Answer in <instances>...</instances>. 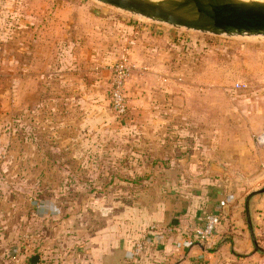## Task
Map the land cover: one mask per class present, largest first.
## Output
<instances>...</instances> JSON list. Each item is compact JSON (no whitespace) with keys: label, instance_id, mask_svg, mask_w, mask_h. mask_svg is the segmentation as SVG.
Wrapping results in <instances>:
<instances>
[{"label":"crops","instance_id":"0c3cea01","mask_svg":"<svg viewBox=\"0 0 264 264\" xmlns=\"http://www.w3.org/2000/svg\"><path fill=\"white\" fill-rule=\"evenodd\" d=\"M67 1L54 7L42 6L44 2L19 13L17 57H0L16 64L15 85L3 95L15 92L17 113L32 117L33 131H43L46 138L57 126L78 136L91 121L103 130L110 67L126 56L136 69L127 85L130 120L124 123L132 128L133 143L143 149L133 154L138 162L133 170L162 177L150 184L162 195L155 203L134 204L132 224L124 233L114 220L110 226L90 227L70 217L41 227L42 220H55L58 211L39 201L34 250L16 251L14 264L31 263L34 256L51 264H264L246 210L247 197L264 186V146L256 141L264 131V86L227 89L217 69L187 86L186 59L179 54L182 30L144 21L130 25L104 7ZM100 91H105L102 99ZM195 94L220 98L201 106L195 111L198 118L190 120ZM149 97L151 102H144ZM110 123L113 130L120 127V122ZM209 214L222 215L214 237L206 244L188 239L184 228ZM250 217L260 242L264 194L251 199ZM153 225L169 227L174 234L155 236L137 262L135 243Z\"/></svg>","mask_w":264,"mask_h":264},{"label":"rangeland","instance_id":"374dc122","mask_svg":"<svg viewBox=\"0 0 264 264\" xmlns=\"http://www.w3.org/2000/svg\"><path fill=\"white\" fill-rule=\"evenodd\" d=\"M82 1L104 7L121 19H127L130 25L134 21L154 23L94 0ZM44 2L42 6L54 7L70 1L0 0V57L16 59L17 40L22 31L18 24L19 13ZM179 33L184 36L179 54L186 59L187 86H192L190 81L196 78H209L212 69L218 70V78L227 89L232 85L235 88L238 83L254 90L264 86V37L214 36L186 29ZM15 74V62L3 63L0 58V264H14L16 251L19 253L28 247L34 250V227L39 229L36 221L39 201L50 202L58 211L55 220H42L41 227L48 228L72 217L83 220L90 227L96 223L110 226L114 220L122 233L127 232L128 224H132V206L139 200L157 202L162 194L160 190L150 189V184L157 183L162 177L133 170L138 167V162L132 159L133 154L143 149L133 143L132 128L124 123L130 117L119 118L111 108V80L106 83V86L109 84V104L104 105L102 112L103 130L97 129L95 121H91L86 132L79 130V137L75 132L70 136L68 129L57 126L46 138L43 131H33L32 117L25 114L22 118V113H17L16 93L11 91L3 95L15 85V79H12ZM104 92L100 91V99ZM207 95L204 98L198 94L192 96L190 107L194 111H190L192 115L187 116L188 119H197L196 110L210 104V100L220 98ZM243 98L250 101L252 97ZM256 98L259 97L252 99ZM150 99H144V102H151ZM111 121L120 122V127L113 130ZM256 241L260 246L259 238L256 237ZM24 264L29 263L25 261Z\"/></svg>","mask_w":264,"mask_h":264},{"label":"water","instance_id":"95a60500","mask_svg":"<svg viewBox=\"0 0 264 264\" xmlns=\"http://www.w3.org/2000/svg\"><path fill=\"white\" fill-rule=\"evenodd\" d=\"M114 9L167 25L176 29L227 37H264V2L246 0H94ZM264 194V188L251 193L246 200L248 224L256 250L250 217V201ZM39 256L31 259L38 264Z\"/></svg>","mask_w":264,"mask_h":264},{"label":"built area","instance_id":"2783aa9c","mask_svg":"<svg viewBox=\"0 0 264 264\" xmlns=\"http://www.w3.org/2000/svg\"><path fill=\"white\" fill-rule=\"evenodd\" d=\"M135 66L130 63L126 56H123L111 68V89H110V104L113 112L119 118H126L129 114L128 98H127V85L133 77ZM236 90H247L248 85L236 84ZM258 145L264 146V133L256 138ZM222 224L221 214L206 215L201 221L188 224L183 233L185 236L193 241L201 244L208 243L215 235L217 230ZM166 234H174V230L169 227L160 225H153L144 233L134 246L133 257L137 262L143 261L147 253L150 251L155 236H163ZM264 249V242H263ZM31 264V263H29ZM38 264H51L47 260H39Z\"/></svg>","mask_w":264,"mask_h":264},{"label":"trees","instance_id":"16d2710c","mask_svg":"<svg viewBox=\"0 0 264 264\" xmlns=\"http://www.w3.org/2000/svg\"><path fill=\"white\" fill-rule=\"evenodd\" d=\"M222 216V215H221ZM27 263H29V260H26Z\"/></svg>","mask_w":264,"mask_h":264},{"label":"bare ground","instance_id":"6f19581e","mask_svg":"<svg viewBox=\"0 0 264 264\" xmlns=\"http://www.w3.org/2000/svg\"><path fill=\"white\" fill-rule=\"evenodd\" d=\"M153 1H159V0H153Z\"/></svg>","mask_w":264,"mask_h":264}]
</instances>
